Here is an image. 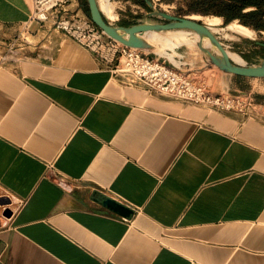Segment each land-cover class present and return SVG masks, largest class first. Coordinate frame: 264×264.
Segmentation results:
<instances>
[{"label": "crops", "instance_id": "0c3cea01", "mask_svg": "<svg viewBox=\"0 0 264 264\" xmlns=\"http://www.w3.org/2000/svg\"><path fill=\"white\" fill-rule=\"evenodd\" d=\"M32 9L0 0V26ZM30 30L19 58L0 53V264H264V117L150 93ZM215 74V92L264 78Z\"/></svg>", "mask_w": 264, "mask_h": 264}, {"label": "rangeland", "instance_id": "374dc122", "mask_svg": "<svg viewBox=\"0 0 264 264\" xmlns=\"http://www.w3.org/2000/svg\"><path fill=\"white\" fill-rule=\"evenodd\" d=\"M111 10L115 14L110 20L115 23L137 22L145 18L148 7L143 0H108ZM155 7L164 9L178 15H190L198 18L202 22L211 26L216 36L222 41L224 46L238 53L245 63H256L264 57V29H256L249 24L243 23L239 18H232L226 21L224 16L219 14L225 9L223 5L226 0H190L194 8L186 9V0H153ZM189 1V0H187ZM83 9L87 13L86 0H83ZM188 5V4H187ZM191 5V6H192ZM185 7V8H184ZM255 4H248L243 11L255 8ZM88 14V13H87ZM208 15L210 18H206ZM153 20H162V17L151 16ZM242 23L250 27L248 33L236 29L228 28V23ZM226 28V29H225ZM14 31L12 32L11 30ZM236 30V31H235ZM177 31V32H176ZM180 30L171 29L161 32L171 37V44H164L163 40H156L155 48L149 50V54L154 57L165 59L167 62L176 64L180 68L191 72L195 77L204 80L208 88H225V81L217 77L215 71H219L217 66L208 63L206 54L199 48L194 37V32L189 29L182 30L184 34H179ZM175 32V33H174ZM228 33V34H226ZM30 31L25 24L16 28H6L0 26V53L1 57L7 60L19 58L18 48L25 45L29 38ZM187 34V35H186ZM186 35V36H185ZM146 36V35H145ZM181 37V38H180ZM190 37V38H189ZM148 38V37H147ZM191 39V40H190ZM190 40V41H189ZM236 79L225 77L234 81L235 88L222 91L223 94H239L243 98L244 110L258 112L264 117V78L235 77ZM215 92V91H213Z\"/></svg>", "mask_w": 264, "mask_h": 264}, {"label": "built area", "instance_id": "2783aa9c", "mask_svg": "<svg viewBox=\"0 0 264 264\" xmlns=\"http://www.w3.org/2000/svg\"><path fill=\"white\" fill-rule=\"evenodd\" d=\"M33 22L48 23L52 29L72 37L126 83L140 84L150 93L208 108L245 111L241 95L213 92L191 72L150 55L148 49L107 35L73 0H33L32 12L25 22L30 32Z\"/></svg>", "mask_w": 264, "mask_h": 264}, {"label": "water", "instance_id": "95a60500", "mask_svg": "<svg viewBox=\"0 0 264 264\" xmlns=\"http://www.w3.org/2000/svg\"><path fill=\"white\" fill-rule=\"evenodd\" d=\"M143 1L148 7L145 18L133 23H115L109 20L100 8L98 0H86L87 13L91 20L107 35L128 45L148 50L155 48V44L144 35L148 31L163 32L178 28L195 31L198 34L196 43L206 54L209 64L239 75L264 77V57L256 63L236 62L230 57L228 49L214 31L201 20L157 8L153 0ZM151 16L162 17V20L150 19ZM205 40H208V44L205 43ZM103 202L124 216H129L133 212V208L113 197L106 196Z\"/></svg>", "mask_w": 264, "mask_h": 264}, {"label": "trees", "instance_id": "16d2710c", "mask_svg": "<svg viewBox=\"0 0 264 264\" xmlns=\"http://www.w3.org/2000/svg\"><path fill=\"white\" fill-rule=\"evenodd\" d=\"M144 5L146 3L143 1ZM248 4H255V8L243 11ZM264 0H229L224 2L225 9L218 13L223 15L226 21L232 18H239L243 23L249 24L256 29H264V9L262 8ZM124 23H130L124 21Z\"/></svg>", "mask_w": 264, "mask_h": 264}, {"label": "bare ground", "instance_id": "6f19581e", "mask_svg": "<svg viewBox=\"0 0 264 264\" xmlns=\"http://www.w3.org/2000/svg\"><path fill=\"white\" fill-rule=\"evenodd\" d=\"M98 3H99V6H100V8L102 9V11L104 12V14L108 17V19L110 20L113 16H115V14L112 12V10H111V5H110V3H109V1L108 0H98ZM190 16V15H189ZM190 17H192V16H190ZM210 17H212V16H210ZM208 15H206V18H210ZM192 18H195V17H192ZM198 19V18H197ZM204 22V21H203ZM205 23V22H204ZM206 24V23H205ZM208 25V24H207ZM209 26V25H208ZM225 26H227L228 28H232V29H236V30H239V31H241V32H246V33H248L249 32V30H250V27H248L247 25H245V24H242V23H235V22H231L230 21V23H228L227 25H225ZM210 28H211V26H209ZM212 29V28H211ZM226 29V28H225ZM177 30H180L179 31V34H184V31H182V30H185V29H182V28H178ZM235 30V31H236ZM212 31H214L213 29H212ZM248 31V32H247ZM177 32V31H176ZM194 32V37L195 36H197V38H198V34L195 32V31H193ZM175 33V32H174ZM226 34H228V33H226ZM144 35H146L145 37L148 39V40H150L151 42H153V43H155V42H157L156 40H163V43L164 44H171L172 43V39H171V37H172V35H171V37L169 36V35H167V34H164V35H162V33L161 32H157V31H148V32H146ZM187 35V34H186ZM185 35V36H186ZM181 38V37H180ZM190 38V37H189ZM191 40V39H190ZM189 40V41H190ZM205 43L206 44H208V40H205ZM228 53H229V55H230V57L234 60V61H236V62H242L243 61V59H242V57L238 54V53H236V52H232V51H230V50H228Z\"/></svg>", "mask_w": 264, "mask_h": 264}, {"label": "flooded vegetation", "instance_id": "af4514ba", "mask_svg": "<svg viewBox=\"0 0 264 264\" xmlns=\"http://www.w3.org/2000/svg\"><path fill=\"white\" fill-rule=\"evenodd\" d=\"M24 47H25L24 45H20V46H19L18 51H16V52L19 53L18 56H21V54L24 52Z\"/></svg>", "mask_w": 264, "mask_h": 264}]
</instances>
